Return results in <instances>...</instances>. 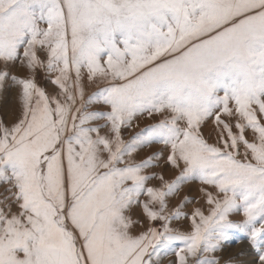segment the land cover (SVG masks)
I'll use <instances>...</instances> for the list:
<instances>
[{
	"label": "snow or ice",
	"instance_id": "6c2138e0",
	"mask_svg": "<svg viewBox=\"0 0 264 264\" xmlns=\"http://www.w3.org/2000/svg\"><path fill=\"white\" fill-rule=\"evenodd\" d=\"M0 264H264V0H0Z\"/></svg>",
	"mask_w": 264,
	"mask_h": 264
},
{
	"label": "rangeland",
	"instance_id": "374dc122",
	"mask_svg": "<svg viewBox=\"0 0 264 264\" xmlns=\"http://www.w3.org/2000/svg\"><path fill=\"white\" fill-rule=\"evenodd\" d=\"M168 175L169 176H172V175H174V173H168ZM183 195H190V196H196V197H198L199 193H198L197 187L195 185L192 186L190 190H188L187 189V186H186L185 190H182L181 194L178 195L175 198L176 201H179V199H181V197ZM193 206H197V201L196 200H193V203L190 204V205H188V209H190ZM238 247H239L238 244H232L231 246H229V248H227L225 250V253H224L225 258H227L228 255L234 254Z\"/></svg>",
	"mask_w": 264,
	"mask_h": 264
}]
</instances>
